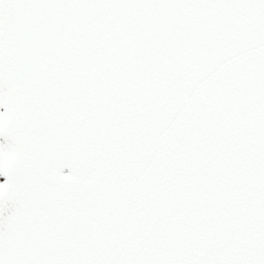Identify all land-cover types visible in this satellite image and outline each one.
I'll list each match as a JSON object with an SVG mask.
<instances>
[{
	"label": "snow or ice",
	"instance_id": "6c2138e0",
	"mask_svg": "<svg viewBox=\"0 0 264 264\" xmlns=\"http://www.w3.org/2000/svg\"><path fill=\"white\" fill-rule=\"evenodd\" d=\"M0 264H264V0H0Z\"/></svg>",
	"mask_w": 264,
	"mask_h": 264
}]
</instances>
